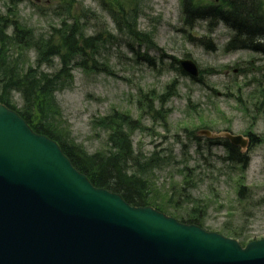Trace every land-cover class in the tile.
<instances>
[{
    "label": "rangeland",
    "instance_id": "rangeland-1",
    "mask_svg": "<svg viewBox=\"0 0 264 264\" xmlns=\"http://www.w3.org/2000/svg\"><path fill=\"white\" fill-rule=\"evenodd\" d=\"M107 1L114 2L75 0L77 7L84 12L82 22L87 33L103 30L113 34V39L101 49L99 60L115 74L85 73L76 68L71 85L56 94L69 140L89 152L104 149L106 133L95 127V119L113 108L131 109L137 116L135 103L142 93L150 90L161 93L176 78V93L165 103V107L170 109L166 124L162 123L165 128L159 125L152 127L148 122V130L134 135L135 148L145 154L155 145L164 153L172 148L178 153L183 142L192 148L195 142L189 138L201 127V123H209L215 131L228 128L234 133H245L250 130L260 141L248 150V181L264 189V93H260L264 89V71L258 69L264 63L261 55L246 50L224 51L229 29L224 24L209 28L207 21L193 23L188 33L197 41L190 43L187 31L183 30L179 0H138L137 25L141 31L150 33L151 43L143 42L140 56H136L130 48L134 45L138 50L139 42L118 32L113 18L104 9ZM199 1L206 3L208 0ZM8 4L9 0H0V11L4 12ZM260 7L264 20V5ZM18 9L21 16L40 32L56 24L67 12L61 0H22ZM206 38L211 39L215 49L206 46ZM144 52L149 59L143 55ZM187 55L201 70L211 69L212 74L206 72L201 82L179 75L174 58L179 60ZM238 96L243 101L242 105L237 103ZM201 144L218 157L225 155L223 145L218 142ZM154 178L160 183L165 181L164 174ZM225 217V211L215 206L206 223L210 228L217 227ZM261 221L256 220L246 227L258 229Z\"/></svg>",
    "mask_w": 264,
    "mask_h": 264
},
{
    "label": "water",
    "instance_id": "water-1",
    "mask_svg": "<svg viewBox=\"0 0 264 264\" xmlns=\"http://www.w3.org/2000/svg\"><path fill=\"white\" fill-rule=\"evenodd\" d=\"M0 264H264V239L242 248L130 206L94 187L53 140L0 104Z\"/></svg>",
    "mask_w": 264,
    "mask_h": 264
},
{
    "label": "trees",
    "instance_id": "trees-1",
    "mask_svg": "<svg viewBox=\"0 0 264 264\" xmlns=\"http://www.w3.org/2000/svg\"><path fill=\"white\" fill-rule=\"evenodd\" d=\"M228 2L229 4L232 2L231 5L235 4L240 13L249 9L245 0H228ZM198 14L203 16L209 13L202 11ZM128 23L132 25L129 27V34L139 40V35L135 32V24L130 21ZM240 23L245 26L242 29L244 32H254V27L251 25ZM8 27L11 28L10 33H7ZM53 30L50 36L35 37L32 28L13 19L0 17V101L14 109L10 92L21 93L24 103L16 111L34 131L56 140L72 164L86 174L93 185L119 193L131 205L149 204L162 211L180 207L182 202L176 200L175 196L190 197V202L193 204L188 207L182 220L204 226L206 211L211 203H207L202 197L181 194L185 190H192L195 186L190 182L192 169L186 168L187 174L178 186L173 187L171 194L167 190L164 193L157 192L161 194L160 196L155 194L156 189H153L148 175L150 169L160 167L166 161L157 153L143 161L134 157L129 138L134 121L129 114L117 111L102 119L100 126L108 133L107 151L87 155L83 149L69 142L60 120V111L54 93L63 90L71 82L73 65L91 71L102 65L98 61V56L104 45V37L101 32L85 37L77 21L69 26L63 23L61 27ZM256 48L264 52V47L258 45ZM31 49L37 54L36 67L28 63L27 52ZM55 56L60 62L59 69L52 74L43 71L41 68L44 64L53 66L52 57ZM230 150L234 151V148L231 147ZM130 162L136 166L132 171L128 169ZM243 190L242 186L237 188V202L249 199V195ZM205 196L210 201L214 200L211 201L212 204L217 202L214 193ZM188 203L186 202V205ZM217 231L231 237L242 236L227 224L218 226Z\"/></svg>",
    "mask_w": 264,
    "mask_h": 264
}]
</instances>
